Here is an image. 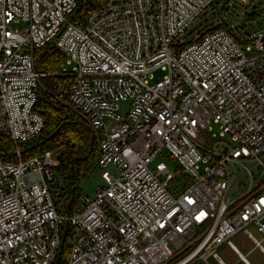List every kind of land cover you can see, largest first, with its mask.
Masks as SVG:
<instances>
[{
  "label": "built area",
  "instance_id": "obj_1",
  "mask_svg": "<svg viewBox=\"0 0 264 264\" xmlns=\"http://www.w3.org/2000/svg\"><path fill=\"white\" fill-rule=\"evenodd\" d=\"M80 1L0 0V137L36 139L37 94L47 92L90 127L103 182L70 212L52 151L0 161V264H54L64 224L66 264H224L216 248L228 242L238 254L229 239L239 231L264 253V28L243 39L203 31L186 45L179 38L216 0H106L75 25ZM49 45L71 71L35 69V50ZM158 69L165 75L150 85ZM164 153L191 180L177 196L170 168L155 163Z\"/></svg>",
  "mask_w": 264,
  "mask_h": 264
},
{
  "label": "trees",
  "instance_id": "obj_2",
  "mask_svg": "<svg viewBox=\"0 0 264 264\" xmlns=\"http://www.w3.org/2000/svg\"><path fill=\"white\" fill-rule=\"evenodd\" d=\"M105 1L81 0L69 16V21L75 25L82 24L86 16L103 5ZM219 28H226V26L218 25L216 29ZM33 57L35 69L50 75L58 74L60 65L65 62V57L51 45L35 50ZM54 80L58 84L70 82L69 78L62 76H56ZM43 82L48 88L52 85L48 79ZM34 111L44 120L41 134L36 139L25 143H14L0 137V161L15 162L17 150L22 160L39 156L44 151H59L60 155L57 158L59 165L56 172L63 177L69 189L70 212H76L80 200L77 185L91 172L96 161L97 146L92 131L73 110L58 102L47 92H38ZM69 238V228L64 224L61 228V247L54 264H66L69 254L66 243Z\"/></svg>",
  "mask_w": 264,
  "mask_h": 264
},
{
  "label": "rangeland",
  "instance_id": "obj_3",
  "mask_svg": "<svg viewBox=\"0 0 264 264\" xmlns=\"http://www.w3.org/2000/svg\"><path fill=\"white\" fill-rule=\"evenodd\" d=\"M218 25L226 26L227 28L232 29L234 36L238 39H243L252 35L255 31L264 28V0H252L248 6H241L226 0H216L205 13H203L190 25L179 40L183 44L190 45L199 33L214 30ZM63 68L67 71H71L73 65H67L64 62ZM164 75L165 72L160 69L154 71L152 73V78L148 81L149 84L153 85L157 81H160ZM129 105L130 100L120 101L118 103V115L121 119L125 118ZM107 125H109L108 122ZM213 133H218L216 126L211 134ZM205 136L212 144L219 142L231 147L236 145V143L232 142L228 136L222 138L217 137L216 139L210 138V134L208 133H206ZM52 154L54 158H58L60 152L54 150L52 151ZM159 161H162L168 168H170L173 174V179L167 187L173 196L179 195L191 185L189 177L178 174L180 167L175 160L168 158L166 153L163 154V157L159 156L155 160V163ZM204 168L205 166H200V173L204 174ZM101 171L102 170H100V168L94 166L91 172L78 183L77 193L80 195V200L85 197L90 199L94 198L97 188L103 185L100 178ZM108 171L110 174L116 176V170L113 167H109ZM68 192L69 189L66 187L63 193ZM247 229L256 240L259 241L261 239V236L256 232L253 225H250ZM229 241L236 248L238 254L244 257L249 264H264V253L258 247H255L254 243L247 238L243 231L236 233L229 239ZM66 244L69 247V240ZM261 245L264 249V242H262ZM216 253L224 264H246L241 257L232 250L228 242H224L219 245L216 248ZM192 264L205 263L199 256L192 262ZM207 264H218V262L210 257L207 259Z\"/></svg>",
  "mask_w": 264,
  "mask_h": 264
},
{
  "label": "crops",
  "instance_id": "obj_4",
  "mask_svg": "<svg viewBox=\"0 0 264 264\" xmlns=\"http://www.w3.org/2000/svg\"><path fill=\"white\" fill-rule=\"evenodd\" d=\"M242 257V256H241ZM244 258V257H243ZM245 259V258H244ZM248 263V262H247ZM249 264V263H248Z\"/></svg>",
  "mask_w": 264,
  "mask_h": 264
}]
</instances>
